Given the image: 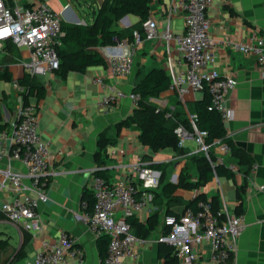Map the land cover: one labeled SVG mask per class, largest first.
<instances>
[{"label": "crops", "instance_id": "crops-1", "mask_svg": "<svg viewBox=\"0 0 264 264\" xmlns=\"http://www.w3.org/2000/svg\"><path fill=\"white\" fill-rule=\"evenodd\" d=\"M26 1L30 3L29 6L47 1L57 12L62 13L63 21L85 23L94 18L92 10L103 0H90L93 7L89 0ZM178 2L179 0L152 1L150 17L158 22L159 35L156 38L143 39L138 44L123 38L114 44L100 47L103 54L104 47H108L112 54H121L126 46L134 48L132 71L127 78L111 77L107 66L102 65L100 68L89 66L85 72L71 71L64 78L53 71L46 74L45 80H40L47 88L45 97L39 100L35 96L28 97V103L33 105L37 112L39 133L42 139L45 137L49 141L52 156L50 170L57 173L49 172L40 190L32 191L33 197L37 199L38 227L31 230L32 237L25 246L26 253L23 257L11 261L21 246L22 230L5 217L0 219V238H10V246L1 259L2 261L5 258V264H23L33 260L43 242H56L61 231L68 232L75 244L83 250L82 259L70 257L68 264H99L101 256L97 247L98 236L83 221L86 211L83 191L91 190L93 168L99 167V159L95 157L99 134L106 130L108 135H116V130L109 128L131 114L135 103L130 98H125L109 110L102 109L98 102L108 87L98 83L95 77L105 76L107 85L114 84L129 91L133 89L136 79L153 66L165 69L171 79L174 74L183 72L186 64L182 52L178 50L174 39L167 40L162 36L168 23L174 33L183 32L185 29V19L181 12L175 11L170 21H167V13L176 8ZM77 6L88 13L87 17H79ZM208 14L212 18L211 33L217 40L214 48V66L222 74L237 80V84L228 90L225 102L228 110V115L224 118L227 133L235 144L252 156L253 161L247 177L241 172L236 174V179L222 177L217 180L215 177L196 190L205 193L209 199L219 191L221 207L226 206L230 210L235 211L242 202L245 228L238 238L235 257L226 264H264V194L257 189V185L264 184V72L253 55L237 51L225 42L227 38L245 40L252 32L264 34V0H214L208 8ZM123 20L124 24L128 25L136 23L139 17L130 14ZM127 25L120 24L115 28H126ZM19 54L28 57L29 51L21 48ZM2 58L3 56L0 57V64ZM17 66V61L9 65L13 74L14 67ZM203 95L204 92L189 87L184 97L186 101H192ZM179 99L177 93L168 88L153 100L160 107L174 109ZM0 105L3 122H9V127H12L20 103L10 106L9 109L2 101ZM138 134L139 131L133 127H122L117 144L108 148L102 167L107 170L109 178L114 180L121 177L128 163L151 153L147 146L140 143ZM194 147L186 143L188 153L194 152L197 146ZM113 148L123 149L124 154H110ZM213 152L218 160L221 155L219 149L215 148ZM9 155V144L0 139V167L9 166L14 171L25 172V165ZM172 155V151L167 156L162 155L160 151L153 154V161H165ZM223 157L227 163L235 162L231 155ZM175 180L176 178L172 182H177ZM2 183L3 176L0 174V206L14 193L8 181L4 186ZM239 189L242 200L238 196ZM185 190L188 189H178L176 193L182 194L186 199L195 196V189L189 190L190 195L185 193ZM39 191L44 194L43 197H40ZM155 204L158 205L156 202ZM175 208L182 210V206ZM151 214L145 213L143 221ZM161 217L163 221L162 213ZM6 226L15 229L17 240ZM162 233L163 229L160 232L155 230L146 239L145 244L136 245L139 251L138 264L164 263L158 254L157 241Z\"/></svg>", "mask_w": 264, "mask_h": 264}, {"label": "built area", "instance_id": "built-area-1", "mask_svg": "<svg viewBox=\"0 0 264 264\" xmlns=\"http://www.w3.org/2000/svg\"><path fill=\"white\" fill-rule=\"evenodd\" d=\"M213 1L179 0L176 8L167 13V21H170L175 11L181 12L185 29L174 33L168 23L162 36L167 40L174 39L186 64L183 72L173 75L170 84V88L183 102L192 123V130L183 123L175 126L174 133L179 146L186 147V140L191 139L197 146L194 152H204L209 160L210 152L218 148L221 155L217 162L227 163L223 156L231 155L229 144L220 138L207 140L208 131L196 126L197 115L189 111L184 97L189 87L202 92L206 90L211 106L224 118L228 115L225 104L227 92L237 84V80L222 74L214 66L217 40L211 33L212 18L208 14ZM123 19L119 20V24L125 26L127 24H124ZM62 21V13L57 12L47 1L25 6L19 0H0V57L6 53L8 43L12 42L19 49L29 51L28 60L23 56L17 59L24 72L38 76L57 70L60 66L57 48L62 44ZM129 26L130 23L126 27ZM142 27L145 37L134 30L135 44L159 35L158 22L150 16L142 22ZM225 42L237 51L253 55L264 72V34L252 32L245 40L227 38ZM102 49L109 75L127 78L132 71L134 48L126 46L121 54H112L108 47ZM95 80L108 87L98 102L104 110H109L125 98H130L136 105L141 98L140 93L133 90L107 85L105 76H96ZM13 88L23 98L16 113L18 120L12 127L0 130V139L9 144L10 158L22 162L26 171H14L9 166L0 167L2 185L8 181L14 191L13 196L2 203L0 212L20 228L31 231L38 227L37 199L33 197L32 191L40 190L49 172L56 174L57 171L50 170L52 156L49 141L43 140L39 133L37 112L33 105L25 104L23 92L26 89L18 77L13 81ZM119 153L124 154V150H110L112 155ZM150 164L151 160L143 158L132 161L126 165L123 175L114 180L95 174V170L104 167L93 168L91 190L95 202L92 210H86L83 214V221L97 236L106 234L109 237L107 252L99 264H138L139 251L136 245L145 244L146 239L132 231L127 219L135 215L143 220L145 213L159 210L154 201L161 171ZM227 165L239 173L235 162ZM257 189L264 194V184L257 185ZM39 192L40 197H43L44 194ZM198 193L195 189L194 194ZM163 221L167 231L157 241L174 248L179 264L228 263L237 253L238 238L246 224L243 213L238 214L226 206L214 212L211 199L198 200L196 205L184 207L178 214H165ZM70 257L82 259L83 250L68 232L61 231L56 242L44 241L36 257L23 264H68Z\"/></svg>", "mask_w": 264, "mask_h": 264}, {"label": "trees", "instance_id": "trees-1", "mask_svg": "<svg viewBox=\"0 0 264 264\" xmlns=\"http://www.w3.org/2000/svg\"><path fill=\"white\" fill-rule=\"evenodd\" d=\"M90 1V0H89ZM153 0H103L98 6H94L92 14L94 18L82 24L62 21V44L58 46L60 66L56 71L61 77H66L71 71L85 72L87 67L92 65L107 66V60L101 52L100 47L114 44L117 40L125 38L128 42L134 41V30H138L142 37H145L142 22L150 16V6ZM13 2V0H10ZM88 2V0H86ZM93 7V2L90 1ZM29 6V5H25ZM136 15L139 20L126 28H115L117 22L125 15ZM19 49L12 42L8 43L6 53L3 55L0 64V79L10 81L13 73L9 65L16 62L19 57ZM18 80L25 87L23 92L25 104H28V97L35 96L37 100L44 98L47 93L46 86L40 81L38 76H32L24 72L18 76ZM171 78L165 69L157 66L151 67L138 79L133 86V92L140 93L141 98L135 105L131 114L118 121L116 135H108L107 131H102L97 138V158L99 167L105 161L110 146L116 145L118 135L122 127H133L139 131L138 140L147 146L151 153L142 156L145 160H151L150 166L161 171L160 191L155 190V202L159 205V210L153 212L146 221L140 220L138 216H130L127 220L131 225L132 231L139 237L147 239L156 230L162 220L161 213L178 214L175 206H194L198 200H208L206 194L199 192L190 199H186L182 194L176 193L178 189H199L213 178L236 179L237 172L231 170L227 163L217 162V157L213 151L210 152V160L204 152L200 155H193L192 161L197 167L198 177L191 180L186 177L184 171L180 173L177 182H165L161 187V180L167 172L169 162L153 161V154L169 149L173 153H188V148L178 144V137L174 133V128L178 123H183L188 129L192 130V123L187 116L183 102L179 99L175 103V108L160 107L151 98H157L160 94L170 88ZM6 98L3 92L0 101ZM190 112L197 115L196 126L208 131L207 140L212 141L220 138L227 142L231 148V156L245 177L251 172L252 156L243 148L235 144L229 137L224 122L223 115L211 106L210 96L204 90L203 97L192 101H186ZM170 113V115L168 114ZM9 127V122H3L2 110L0 105V130ZM102 155L104 158H102ZM95 174L109 178L106 169H97ZM238 196L242 200L240 189ZM83 200L85 210H92L95 198L92 190L84 189ZM214 212L221 208L220 194H214L211 198ZM242 202L235 208V212L243 213ZM5 217L0 212V219ZM22 230V243L12 260L21 258L25 255V246L32 237V232ZM167 228L163 226V234ZM109 237L106 234L97 238V247L101 259L107 252ZM10 246V238H0V261L3 254ZM159 257L164 260L163 264H179V259L174 252V248L165 242L158 243ZM11 263V262H10ZM9 263V264H10Z\"/></svg>", "mask_w": 264, "mask_h": 264}, {"label": "rangeland", "instance_id": "rangeland-1", "mask_svg": "<svg viewBox=\"0 0 264 264\" xmlns=\"http://www.w3.org/2000/svg\"><path fill=\"white\" fill-rule=\"evenodd\" d=\"M20 3H22L23 5H29L30 3L27 2L26 0H19ZM78 8V15L79 17L82 19L83 17H87L88 13H85L82 8H80L79 6H77ZM88 21V20H87ZM119 21L117 22L116 26L119 27ZM120 29V28H119ZM24 59L28 60V57L27 56H24ZM93 67H101V65H92ZM24 71V68L21 64H19V66L17 67H14V74H13V77L10 81H5V80H1L0 79V98L2 97L3 95V92L6 93V98L5 100H3L2 102L4 103V105L9 109L10 106H13L14 104H19L20 102H22V94H18L16 89L13 88V81L16 80V77L21 75ZM47 74V73H46ZM46 74H40L38 75L39 76V79L40 80H45V78L47 77ZM14 110V109H13ZM12 110V111H13ZM40 129V128H39ZM38 129V130H39ZM110 129H115L116 130V126H111L109 128ZM43 139L45 141H48L46 140L45 137H43ZM186 143L191 145L192 148H195L194 146H196L195 142L191 139H187L186 140ZM114 147V146H113ZM197 148V147H196ZM171 154V151L169 149H164L162 151V155L164 156H167V155H170ZM200 154H203L202 152H194V153H174V155L172 156H169L165 162H169V167L167 169V172L166 174L164 175V177L162 178L161 180V187L162 185L165 183V182H172V180L174 178H176V180L178 181L179 179V176H180V173L182 171H184V174L186 175L187 178L191 179V180H196L197 177H198V173H197V167L196 165L194 164V162L192 161L191 157L193 155H200ZM175 180V181H176ZM174 183V182H172ZM183 191V190H182ZM184 193V191H183ZM185 193L189 194L190 195V191L189 190H185ZM216 193H219V191H216ZM163 221L160 220V224L159 226H157L156 230H158L160 232V230L163 229ZM6 229L10 232L11 235H13L15 237V239L17 240V234H16V231L13 227H9V226H6ZM35 230V228H33ZM32 229V230H33ZM161 235L158 236V238L160 237ZM1 237V235H0ZM157 238V240H158Z\"/></svg>", "mask_w": 264, "mask_h": 264}, {"label": "water", "instance_id": "water-1", "mask_svg": "<svg viewBox=\"0 0 264 264\" xmlns=\"http://www.w3.org/2000/svg\"><path fill=\"white\" fill-rule=\"evenodd\" d=\"M127 15H125L123 18H125ZM77 24H82L84 22H76ZM18 118L16 117L15 121L13 122V124L15 125L17 122ZM0 264H5V258L0 262Z\"/></svg>", "mask_w": 264, "mask_h": 264}, {"label": "bare ground", "instance_id": "bare-ground-1", "mask_svg": "<svg viewBox=\"0 0 264 264\" xmlns=\"http://www.w3.org/2000/svg\"><path fill=\"white\" fill-rule=\"evenodd\" d=\"M63 16H64V13H63Z\"/></svg>", "mask_w": 264, "mask_h": 264}]
</instances>
